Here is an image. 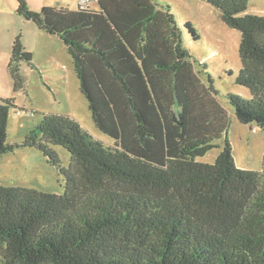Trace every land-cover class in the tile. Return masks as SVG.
Listing matches in <instances>:
<instances>
[{
  "label": "trees",
  "instance_id": "trees-1",
  "mask_svg": "<svg viewBox=\"0 0 264 264\" xmlns=\"http://www.w3.org/2000/svg\"><path fill=\"white\" fill-rule=\"evenodd\" d=\"M17 1L20 16L67 47L92 120L113 145L53 113L10 144L19 107L0 98V156L36 148L65 181L63 195L0 185V264H264V157L260 172L237 166L228 114L199 92L170 6L98 0V9L36 12ZM203 1L241 36L235 83L251 97L228 94L233 113L264 130V14L249 13V0ZM20 39L9 63L16 93L28 86L21 63L33 66ZM223 137L213 164L198 161ZM56 146L71 155L68 167Z\"/></svg>",
  "mask_w": 264,
  "mask_h": 264
},
{
  "label": "rangeland",
  "instance_id": "rangeland-1",
  "mask_svg": "<svg viewBox=\"0 0 264 264\" xmlns=\"http://www.w3.org/2000/svg\"><path fill=\"white\" fill-rule=\"evenodd\" d=\"M28 1L33 11H40L45 0ZM159 2L170 6L180 28H183L185 33L183 47L191 52L190 61L203 99L208 100L213 97L228 114V139L233 146L237 166L260 172L263 168L264 130L253 124L240 123L228 101L230 93L246 99L251 97L249 89L235 83V78L241 69L240 33L228 27L221 18V12L203 0H159ZM17 9V0H0V98H15V104L19 107H12L9 116L7 137L10 144L23 143L27 134L33 130L44 114H54V111L64 109L55 103L50 87L57 90L58 96L60 87L66 88L74 95L75 100L81 87L66 48L63 45L52 44L44 51L34 48L40 39H38L40 31L33 22L29 23L20 16ZM248 12L256 15L264 14V0H249ZM187 23H191L194 27L198 40H195L190 33ZM19 36L21 41L31 42L35 53L33 66L26 62L21 63V73L28 80L26 87L28 95L22 91L14 92V81L9 71L13 44ZM44 52L54 53V60L59 66L46 65L42 59V55L46 56ZM41 71L46 73L42 74ZM59 77L63 78L62 82H59ZM210 88L216 91L215 95L210 93ZM83 99V108L75 114L78 122L95 139L107 146L113 145V139L102 133L92 120L89 101L85 96ZM214 144L216 147L205 156L198 158V161L206 164H213L216 161L224 149V137ZM53 149L63 166L68 167L71 163L68 150L62 146ZM0 185L21 186L53 195L65 193L64 176L36 148H20L14 153L0 156Z\"/></svg>",
  "mask_w": 264,
  "mask_h": 264
},
{
  "label": "crops",
  "instance_id": "crops-1",
  "mask_svg": "<svg viewBox=\"0 0 264 264\" xmlns=\"http://www.w3.org/2000/svg\"><path fill=\"white\" fill-rule=\"evenodd\" d=\"M80 1L81 0H45L44 1V5L41 6V9H43L44 7H56L58 9L59 8H68V9H72V11H75V10L79 9ZM87 1H88V4L90 5V7L94 8V9H98V0H87ZM26 3L28 5V7L30 8V4H29L28 0L26 1ZM30 9H32L31 11H33L32 7ZM37 29L40 31L39 32L40 33V37L37 34L38 35V39L39 38L40 39L39 40L37 39L38 42L35 44L36 47H34V48H38L39 50L42 49L44 51L45 48L48 45H50V44L55 45V46L63 45V47H65L67 52H68L67 47L64 45V43L62 42V40L59 37H57L56 35H51V34L45 32V31H41V29H39V28H37ZM21 42L23 43V45L25 46V49L28 52H31L32 54L35 55V53H34V51L32 49V45H31L30 41H26L25 42L23 40ZM59 43H62V44H59ZM44 53H45L46 56L42 55V59H43L44 63H46V65L55 64V65L59 66V64L54 60L55 59L54 53H47V52H44ZM33 63H34V61H33ZM41 72H42V74L46 73L45 71H41ZM41 79H42V77H41ZM62 81H63V78L59 77V82H62ZM49 90L52 92V96H54V98H55V103L59 107L64 108V109H60V110H63V111H60V110L59 111H54V114L68 115L72 119H75L76 121H79L77 116H75V114H76V112L81 111V109L83 108V104H84V99L83 98H84L85 95L81 92V90L79 89L80 92H79V95H77V97H76L77 100H75L73 98L74 95H72L66 88L60 87V90H58L59 96H58V93H57L56 89L50 87ZM23 93L27 94L28 92L26 90ZM79 105H81V106H79ZM89 111H90V109H89Z\"/></svg>",
  "mask_w": 264,
  "mask_h": 264
},
{
  "label": "built area",
  "instance_id": "built-area-1",
  "mask_svg": "<svg viewBox=\"0 0 264 264\" xmlns=\"http://www.w3.org/2000/svg\"><path fill=\"white\" fill-rule=\"evenodd\" d=\"M86 5H89L87 0H81L80 1V7H84Z\"/></svg>",
  "mask_w": 264,
  "mask_h": 264
}]
</instances>
